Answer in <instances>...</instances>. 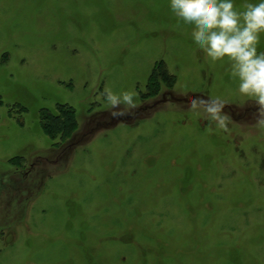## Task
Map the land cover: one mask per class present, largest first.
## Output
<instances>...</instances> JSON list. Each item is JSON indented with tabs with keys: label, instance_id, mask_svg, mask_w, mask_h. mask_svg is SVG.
<instances>
[{
	"label": "rangeland",
	"instance_id": "374dc122",
	"mask_svg": "<svg viewBox=\"0 0 264 264\" xmlns=\"http://www.w3.org/2000/svg\"><path fill=\"white\" fill-rule=\"evenodd\" d=\"M191 32L169 0H0V264H264L259 106Z\"/></svg>",
	"mask_w": 264,
	"mask_h": 264
},
{
	"label": "clouds",
	"instance_id": "9594fccd",
	"mask_svg": "<svg viewBox=\"0 0 264 264\" xmlns=\"http://www.w3.org/2000/svg\"><path fill=\"white\" fill-rule=\"evenodd\" d=\"M169 7L178 21L192 27L194 44L212 62L228 61L231 77L239 82V93L256 102L257 123L264 124V52L257 51L264 34V0L248 3L243 11L236 9L234 0H169ZM136 97L132 90L104 92L113 118L134 111ZM202 104L209 118L224 127L223 105L215 100Z\"/></svg>",
	"mask_w": 264,
	"mask_h": 264
}]
</instances>
